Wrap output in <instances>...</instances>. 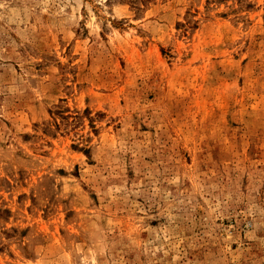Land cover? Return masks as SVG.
Instances as JSON below:
<instances>
[{
  "label": "rangeland",
  "instance_id": "374dc122",
  "mask_svg": "<svg viewBox=\"0 0 264 264\" xmlns=\"http://www.w3.org/2000/svg\"><path fill=\"white\" fill-rule=\"evenodd\" d=\"M0 264H264V0H0Z\"/></svg>",
  "mask_w": 264,
  "mask_h": 264
}]
</instances>
